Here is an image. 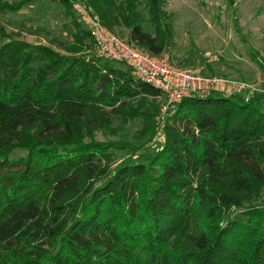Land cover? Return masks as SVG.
Here are the masks:
<instances>
[{
    "label": "trees",
    "instance_id": "1",
    "mask_svg": "<svg viewBox=\"0 0 264 264\" xmlns=\"http://www.w3.org/2000/svg\"><path fill=\"white\" fill-rule=\"evenodd\" d=\"M48 1L68 37L0 23V264H264V93L188 97L158 121L164 93L97 51L76 4L160 55L167 0ZM135 120L136 142L99 138Z\"/></svg>",
    "mask_w": 264,
    "mask_h": 264
},
{
    "label": "rangeland",
    "instance_id": "2",
    "mask_svg": "<svg viewBox=\"0 0 264 264\" xmlns=\"http://www.w3.org/2000/svg\"><path fill=\"white\" fill-rule=\"evenodd\" d=\"M80 5L76 4L80 22L89 29L82 20ZM165 8L172 14L175 30L174 43L168 53L176 64L197 67L209 75L242 79L264 93V71L259 65L264 63V0H167ZM22 21H26L27 26L68 37L64 24L69 16L64 6L48 0H35L18 12L0 15V23L8 31L19 29ZM114 32L129 42L126 31ZM51 34L24 31L25 38L33 43L48 44ZM158 100L164 103L165 96ZM114 126L118 123L114 122ZM141 127V120L131 121L119 128L116 135L108 137L100 132L99 138L136 142L135 135ZM128 154L130 152H125L122 157Z\"/></svg>",
    "mask_w": 264,
    "mask_h": 264
},
{
    "label": "built area",
    "instance_id": "3",
    "mask_svg": "<svg viewBox=\"0 0 264 264\" xmlns=\"http://www.w3.org/2000/svg\"><path fill=\"white\" fill-rule=\"evenodd\" d=\"M79 9L101 55L125 62L138 79L164 93L165 102L159 118L161 122H164V116L175 110L178 102L188 97L207 99L218 94L225 97L240 96L248 101L257 93L263 92L242 79L219 74L209 75L197 67L178 65L168 53L151 54L121 38L87 7L80 5Z\"/></svg>",
    "mask_w": 264,
    "mask_h": 264
}]
</instances>
